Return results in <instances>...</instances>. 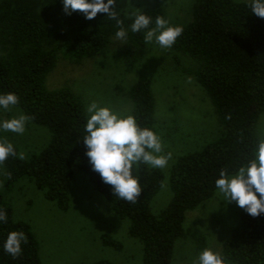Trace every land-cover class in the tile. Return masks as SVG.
Here are the masks:
<instances>
[{"label": "trees", "instance_id": "1", "mask_svg": "<svg viewBox=\"0 0 264 264\" xmlns=\"http://www.w3.org/2000/svg\"><path fill=\"white\" fill-rule=\"evenodd\" d=\"M248 3L193 0L191 19L181 25L183 32L170 48L195 63L190 73L213 107L217 133L200 149L177 157L169 172L171 199L160 214L154 215L150 204L162 187V171L139 165L142 191L137 201L113 196L84 155L80 140L86 118L83 98L68 88L45 87L59 56L79 62L105 50L115 37V21L102 13L85 19L78 10L66 15L61 0L0 1V92L15 93L19 102L14 107L48 134L46 145L39 151L23 160L10 156L0 164L5 180L0 208L8 214V222L0 224V241L12 230H22L28 237L22 254L15 259L0 250V264H42L31 226L14 217L4 194L27 179L44 199L66 212L75 170L86 176L119 220L128 222V235L141 246L140 264H172L175 244L187 232L183 227L186 212L211 198L218 172H232L246 163L260 140L257 123L264 115V18L251 13ZM125 6L126 0H116L115 10L128 29L123 55L133 62L146 43L143 32L130 31L132 16L125 15ZM145 11L153 18L163 16L158 5ZM127 97L136 122L156 132L149 77L138 76ZM189 236L198 247L204 246L199 232L193 230ZM100 240L105 247L122 249L121 242L109 234H102ZM220 255L225 263L264 264V214L252 217L240 208L237 224L222 242ZM90 264L115 263L98 260Z\"/></svg>", "mask_w": 264, "mask_h": 264}, {"label": "rangeland", "instance_id": "2", "mask_svg": "<svg viewBox=\"0 0 264 264\" xmlns=\"http://www.w3.org/2000/svg\"><path fill=\"white\" fill-rule=\"evenodd\" d=\"M192 4L193 0H126L124 13L130 16L135 11L158 5L163 10L162 17L171 25H183L191 19ZM123 50V41L113 37L106 49L93 58L73 62L59 56L46 77L45 87L48 90L68 88L83 98L86 107L95 102L119 115H131L127 91L138 76L149 77L155 98L156 133L161 137L164 152L172 154L167 166L158 168L164 180L150 204L151 212L158 215L172 196L171 166L177 157L200 149L213 139L217 133L216 117L207 95L190 73L195 66L191 59L170 48L146 44L139 57L128 62ZM20 112L13 106L10 111H0V118L8 119ZM257 133L264 139V115L258 120ZM0 139L11 142L27 157L46 145L48 134L27 121L23 134L0 132ZM132 174L138 178V168ZM4 186V170L0 168V192L4 191ZM4 197L14 217L31 226L39 242L42 264H90L98 260L115 264L141 262V246L128 235V222L119 220L111 212L108 202L78 170L74 171L66 212L44 199L42 192L27 179L16 183ZM221 200L215 190L211 198L186 212L183 227L187 232L175 244L172 264H193L205 248L220 254L221 244L237 224L240 211L235 202ZM193 230L203 235L202 248L189 236ZM102 234L121 242L122 249L103 246Z\"/></svg>", "mask_w": 264, "mask_h": 264}, {"label": "clouds", "instance_id": "3", "mask_svg": "<svg viewBox=\"0 0 264 264\" xmlns=\"http://www.w3.org/2000/svg\"><path fill=\"white\" fill-rule=\"evenodd\" d=\"M116 0H61L66 15L79 11L85 19H94L98 13L115 21V39L125 41L128 29L115 10ZM250 12L264 18V0H249ZM129 29L133 33L143 32L146 44H155L162 49L171 48L182 34L181 25H171L161 16L153 18L146 11L131 13ZM19 98L12 92H0V111L7 112L17 105ZM30 116L20 112L8 119L0 118V132L23 134ZM84 135L80 139L85 147L91 170L96 172L102 183L110 186L113 196L136 202L142 189L133 170L139 165L150 168H165L171 159L170 152H164L161 137L151 128L141 127L134 116L119 115L108 107L92 102L86 107ZM25 159L23 152L17 153L14 145L0 139V164L9 157ZM214 187L223 202H235L252 217L264 214V139L257 142L252 158L229 172L221 169L214 180ZM8 222V214L0 208V224ZM28 237L22 230H12L0 241V250L13 259L23 252L22 244ZM193 264H225L224 258L211 248L201 250Z\"/></svg>", "mask_w": 264, "mask_h": 264}]
</instances>
